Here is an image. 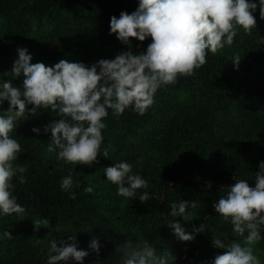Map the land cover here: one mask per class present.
Wrapping results in <instances>:
<instances>
[{
    "label": "trees",
    "instance_id": "trees-1",
    "mask_svg": "<svg viewBox=\"0 0 264 264\" xmlns=\"http://www.w3.org/2000/svg\"><path fill=\"white\" fill-rule=\"evenodd\" d=\"M252 2L257 3L253 13L257 23L251 35L238 28L234 43L226 45L216 55L208 53L207 63L197 69L194 76L181 77L175 85L162 87L156 94L180 90V85L190 82L193 85L187 84L189 92L200 91L198 99L203 98L207 103L215 96L223 99L222 91L234 93L240 108L250 114L253 103L249 101H258V113L263 117L264 19L260 17L259 0ZM138 4L139 0H4L0 5V67L12 69L18 59V48H27L32 56L30 63L43 62L48 66L60 59L83 62L86 66L100 59H114L129 49L117 39L116 34H110V19L113 15L119 18L122 11L131 14ZM24 18L30 23L27 26ZM88 20L93 26L88 24ZM32 22L39 26L51 25L58 40L49 39L39 45ZM130 39L136 54L146 51L152 42L151 37L143 42ZM236 55L241 56L238 69L232 62ZM24 78L23 73L15 77L17 87L22 88ZM206 111L208 115L205 108L199 116L204 119ZM103 135L101 151L107 148L109 158L99 155L98 162L91 166H73L58 161L55 154L47 151L50 131L45 133L41 130L32 139L36 154H31L21 145L24 152L19 154L16 163L28 170L24 174L27 180L20 184L14 178L16 188L13 194L26 208V214L22 219H17L15 214L11 217L0 215V232L8 231L12 226L19 235L26 220L33 224V220L48 219L49 227H40L43 234H29L33 241L39 239L40 243L28 254L35 255L43 264H47L48 235L56 240L62 239L63 232L76 221L82 222L86 228L96 224L101 236L108 241L103 255H89L83 264H119L115 249L128 239L133 242L147 239L159 253L167 250L174 257L170 264H183L177 261L182 247L189 250L197 248L213 258L223 253L225 249L212 245L214 233L243 242V238L232 233L231 223L222 222L213 205L236 178L245 179L250 186H255V174L259 171L260 162L264 161V132L239 133L206 128L201 126L197 117L177 116L169 128L158 130L153 148L138 147L140 157L133 165V172L148 180L149 187L139 190L133 199L118 196L117 187L106 179L104 173L105 167L130 156V152L112 140L108 129L103 130ZM70 171L74 182L80 185L72 189L76 193L75 199L60 187L61 179ZM88 187H92L93 192H85ZM143 191H148L151 196L147 203L139 201L138 196ZM181 200L196 201L202 206L188 209L193 217L189 221L168 214L171 203ZM170 220L179 221L189 233L193 226L205 223L207 227L197 233L194 240L181 241L168 226ZM261 235L264 236V230ZM256 248L264 264V240ZM26 257L23 247L13 238H0V264H35L27 263Z\"/></svg>",
    "mask_w": 264,
    "mask_h": 264
},
{
    "label": "clouds",
    "instance_id": "clouds-1",
    "mask_svg": "<svg viewBox=\"0 0 264 264\" xmlns=\"http://www.w3.org/2000/svg\"><path fill=\"white\" fill-rule=\"evenodd\" d=\"M257 3L252 0H139L138 7L129 14L120 13L110 19V34L128 46L114 59H100L91 66L83 62L60 59L48 66L43 62L30 63L32 56L27 48H18V59L13 63L11 75L25 77L23 86H14L11 81H0V105L9 102L6 111L0 112V215L22 219L26 208L17 202L13 194L16 184L26 183L24 175L28 170L16 163L24 152L16 138L17 126L29 115H36L40 109L57 112L60 119L44 128L51 132L47 151L55 154L58 161L66 164L93 165L98 156L109 158L105 148L104 122L111 110L119 117L131 109L144 115L154 104L156 92L166 86L175 85L181 77L195 75L207 63V55L218 54L225 46H231L238 34V28L251 35L256 27L253 13ZM260 17L264 19V0H259ZM151 37L146 51L136 54L132 48L135 38L141 42ZM264 43V41H262ZM241 56L232 62L238 69ZM33 105L28 108L27 105ZM39 132L38 128H33ZM106 179L117 187V195L133 199L141 189H148L149 181L133 172V164L118 161L104 168ZM80 185L73 180V174L61 179V190L75 199L73 188ZM85 192H93L92 187ZM141 203H147L151 196L143 191L138 196ZM216 214L222 222L231 223L235 237L243 242L229 239L228 235L214 233L212 245L225 249L215 255L212 264H262L257 245L264 240V161L255 174V186L245 179H235L214 202ZM202 207L196 201L181 200L170 205V217L191 220L189 208ZM35 230L49 227V220H33ZM181 241H192L197 233L207 227L205 223L193 226L186 232L177 220L167 223ZM247 233V235H245ZM220 237H223L221 239ZM0 238L12 239L8 231L0 232ZM71 243L53 239L47 249V264H69V261L83 264L85 257L100 252L99 240H91L89 249H78L75 235L69 236ZM40 243V240H37ZM243 245V246H242ZM119 264H170L174 259L167 250L159 253L147 239L133 242L128 239L115 249Z\"/></svg>",
    "mask_w": 264,
    "mask_h": 264
},
{
    "label": "rangeland",
    "instance_id": "rangeland-1",
    "mask_svg": "<svg viewBox=\"0 0 264 264\" xmlns=\"http://www.w3.org/2000/svg\"><path fill=\"white\" fill-rule=\"evenodd\" d=\"M3 2L4 0H0V5ZM24 20L25 26L30 24L26 18ZM88 24L93 26L90 20H88ZM32 30L38 39L39 45H43L49 39L58 40L54 36L51 25L39 26L37 23L32 22ZM82 38L87 40L85 37ZM0 81H11L16 86L15 77L11 75V68L7 66L0 67ZM187 84L193 85L190 82H186L179 86L180 90H167L160 94H155L154 104L144 115L128 109L121 116L116 117L109 110V115L104 121L107 124L106 129L112 133V140L114 142L123 145L130 152V156L124 158L123 161L134 165L140 157V149L138 147L153 148L156 144L154 136L158 130L169 128L173 120L181 115H184L186 118L197 117L200 120L201 126L206 128L215 127L219 130L224 129L239 133L248 131L264 132V116L261 117L258 113V101H249V103H253V107L250 108L251 113L247 114L240 108L239 99L235 97L234 93L222 91L223 99L215 96L211 102L207 103L204 102L203 98L198 99V95H201L200 91L193 93L194 95L191 94L187 88ZM8 107L9 102L5 101L3 105H0V112L6 111ZM205 108L208 110V115L206 111L205 118L203 119L199 116V112ZM58 119H60V116L51 108L40 109L36 115H29L26 120L18 124L16 133L13 134L14 138L26 147L31 154H36V148L33 145L32 139L36 136L37 132H34L33 128H38L40 131L44 130L46 125ZM130 132L133 134H130ZM212 145L214 146V144ZM8 231L13 236V240L19 243L27 253V263L35 262V264H43L35 255L28 254L39 246V243L33 241L29 234L32 232L43 234L44 231L42 229L35 230L31 221L26 220L25 227L19 235L12 226L8 227ZM72 235L76 237L78 249L90 251L89 245L94 238L98 239L101 245L99 255H103L104 250L108 248V241L101 236L98 227L94 223H92L90 228H86L82 222L76 221L70 229H66L63 232L61 237L66 243H71L68 237ZM48 238H50L48 242L53 240L51 235H48ZM150 239H152V236ZM57 240H60V238H57ZM90 255L96 256L97 254L90 251ZM213 259V256L211 257L206 252L199 251L197 248L189 250L186 247H182L181 252L177 254V261L183 264H212ZM71 263L76 262L74 260L69 261V264ZM1 264L7 263L3 262Z\"/></svg>",
    "mask_w": 264,
    "mask_h": 264
}]
</instances>
